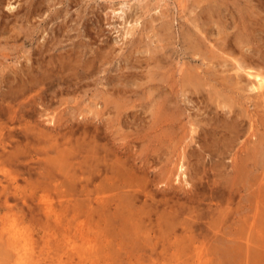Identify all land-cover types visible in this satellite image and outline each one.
Returning a JSON list of instances; mask_svg holds the SVG:
<instances>
[{"label":"rangeland","instance_id":"374dc122","mask_svg":"<svg viewBox=\"0 0 264 264\" xmlns=\"http://www.w3.org/2000/svg\"><path fill=\"white\" fill-rule=\"evenodd\" d=\"M7 1L8 0H0V62H1L0 76L2 73L3 75L7 74L10 67H14L18 65L20 66L21 64L19 63H23V61L25 62L24 65L26 64L31 65L33 61H36L39 64L40 63L44 64L45 62L50 61L52 63L51 65L63 66V67H58V70H62L61 76H63L64 78L67 79L70 78L72 80L74 78L75 81V78L77 80V78H79L78 75L81 77L83 76V73L85 74V77L82 78L81 81H79L80 83L83 81V83L81 84H84V86H82L80 83H77L78 85L76 84V86L75 84H72L71 87L70 86L65 87V85H63L61 86V88H57L56 90L57 93L55 92L56 94L54 93V91L47 92L48 104L46 105V107H48L47 109H49L50 113L55 111L57 112L55 113L57 114L56 116L57 123L55 125L56 127L55 130L48 127V125L50 124L51 126L53 125V123L46 122L48 116L46 115L41 116L40 115L41 112L40 111L38 112V110H41L43 108L41 106L42 104L40 103V99L38 98L39 97L38 94L39 92H41L42 89H39L38 93L35 90L32 92L30 91L26 92L28 93V96L26 93L21 95L23 99L20 96L17 99V101L15 100L8 101L9 102L7 103L9 105L8 108L11 107L10 109L11 112L12 110L18 109V102L27 104L29 103V100L31 101L30 102L31 104L28 105V108L27 106L24 108L26 115H24V117L21 119L16 118L11 120L8 117L10 115V112L9 113L7 112L9 109L6 108L7 106L6 103H4L5 105H3L1 109L3 111L4 110L6 111V115H7L6 118L4 116L5 111L2 114V111L0 110V114H2L0 116V119L6 122V124L10 123L8 125L4 123L5 126H8L7 128L5 127L7 131H4L5 130L4 129L1 135L3 138L8 140V144L6 151H4V153L6 154L3 156L4 162L2 164L4 166L0 163V175H1L0 178L2 177V179L6 183L7 181L3 177L4 174L3 171L10 172L14 175L19 170L22 173H24L26 177H28V180L23 179L22 176L18 177L19 178L18 184L20 186L19 188L22 191H25V193L27 194V200H26L27 204L26 203L22 204L23 200L18 198L19 200H21L19 201L16 199V197L15 198L12 197L8 203L0 201V264H20V262L16 263L15 261H13L7 253L8 251L11 250L9 248H12L10 244L6 243L8 242V237H9L8 233L15 234L20 239L17 242L19 247L23 245H26V249L28 248V246L31 247L28 248V251L31 253L32 256L35 255V258L37 257L39 258V261L33 264H80V262L82 261H79L78 254L75 253H81L83 250H85V248L92 249L91 247H93L94 245L96 247L100 244V243L98 244L96 240H92L91 238L94 234L93 231H95L96 229V227L94 226V222H92L93 221L91 217L92 205L90 200V198L92 197L90 196L92 195V191H93L92 189H94V184L91 180L92 170L90 167L94 157L92 155L93 151L91 150L94 149L95 143L97 145L96 149L98 147V149L102 148L107 151L106 152L104 150H101L102 152H100V150L97 149V152L99 153L97 155L99 156L104 155L103 157H106L105 154H107L108 155L107 158H110L108 160V162L110 163L116 159L114 155L115 150H119L123 148L122 151L126 152L127 153L126 155H129V157L126 155L121 156L124 159V161L128 162L127 167L130 165L131 162L135 163L137 166L143 165L145 160V163L153 164V166H156V169L159 171V173L162 176L167 173L169 168L177 164L176 162L179 158L178 154L181 148L179 146L183 145V143L186 144L190 139L189 137H186L190 128L189 120L191 118H194L195 116L200 117L203 111L205 110L204 108H206V111H208L210 114L212 113L211 116H215L216 113H220L221 116L223 115L225 118H230V116L233 114V109L242 110L241 111L242 113L243 111H245V108L248 107V110L250 109L249 110L250 114L252 116H255L254 119L258 118L259 121L261 122V118L259 117L264 118L263 106L259 107L258 105L254 104L253 100H250L251 98L245 99L244 92H242L241 90L239 91L238 89L233 88L232 86L229 85L230 82L228 79V73L233 74V71L229 70L231 72H228L227 70L224 69V67L221 64H217L222 58L213 56L211 52H206L205 45L210 46L208 40H205L203 42L204 44L201 43L198 44L200 45L199 46L200 50L198 51V53H197L198 49H196V45L195 44L193 45L194 42H191L193 34L198 32L197 31L198 29L196 27L197 25L199 26L203 25V27L206 25L205 26L206 30H210L208 35L210 39L213 41H215L217 37H218L217 40L219 41V37H221L222 33L233 34L239 32V30H242V26H248L250 30L253 31L254 29L257 30L256 33L258 34V42H255L256 45L253 43L245 45L246 47L245 49L246 50L249 49L248 52H250L251 47L255 45L259 50L264 51V40H263L264 37L263 36L262 38L260 37V34L264 35V32L262 31L258 32L259 28L257 27L259 26L258 24L263 22L264 20V12H261L258 9V6H256V0L255 1L254 0H249V1L248 0H193L194 2L198 3V6L197 3L191 4L192 0L191 2L189 0H186L188 3L185 2V0H141L143 4H141L139 8L138 10L139 12H137V16L139 18L137 16H134L138 18L137 21L132 20L131 17L128 18L129 17L128 13H125L126 11L132 13L130 11L131 10L130 8H127L124 13L122 9H119L117 17L116 16L114 17L113 14L107 13L109 9H106L105 6H107L108 4L107 1L110 0H9L10 2H12V6L10 7L7 6V3L9 2ZM111 1H113L114 4L116 5L117 3L115 2L126 1V0H111ZM129 2L132 3L135 2V0H131V1L129 0ZM190 6L194 7L193 8L194 10L190 8ZM190 10L192 12H189ZM221 10H223L224 12H222ZM227 10L228 11L230 10L229 11L230 13ZM120 11L123 13V15L122 13H120ZM143 12L144 14L142 15ZM210 13H212V15ZM227 13L228 15H226ZM231 13H232V17L236 18L235 20L237 22L231 17ZM245 15H249V16L245 17ZM214 16L216 17L217 20H215ZM127 18L128 20H132L131 22L133 24H131L130 22L126 24L128 22L126 20ZM154 18H156V20ZM208 21L211 23H209ZM135 22L136 23L138 22L137 25ZM236 23L237 25L239 24L241 26H238L237 28L236 27L237 25H235ZM222 24L224 25L222 26ZM231 25H233V27L235 26L234 28L236 30ZM215 27H217L218 29ZM220 27L223 29L222 31H220ZM248 46H250V48H248ZM204 52L205 54H203ZM197 54L199 55L197 56ZM204 56L206 57L205 59H203ZM211 56L213 57L211 58ZM27 57L30 59H28ZM147 58H149V60ZM164 59H166L165 60L166 62L164 61ZM17 60L18 61L20 60L19 63ZM72 60L73 62H71ZM11 61L14 63V65L13 63H11ZM15 61L18 65L15 63ZM212 61L214 62V66L212 65L213 63ZM2 64L4 65L2 66ZM30 65L29 67H31ZM64 65H69L71 69L66 70L64 68ZM156 67L157 69H155ZM193 67L195 69H193ZM4 69H6V71ZM55 71H57L56 67H55ZM193 71L194 73L200 72L199 74L201 76L203 75L202 81L204 82L202 83H205L204 86L199 87L198 85L192 83V80L190 81L187 80V78L185 77L186 74L187 75L193 74ZM70 75L73 77H70ZM140 79L141 81H139ZM164 81H166V83ZM207 83L211 85L209 86L207 85ZM114 87H116L117 89ZM78 88L80 89L77 90ZM110 90L114 91L112 92L113 94L110 92ZM59 91H61V93H58ZM34 92H36V94ZM106 93L111 95L107 96ZM59 94L62 95L58 96ZM147 94L150 96H148ZM116 96L118 98L114 99ZM188 97L191 100H188ZM103 98L104 100L106 99L104 103L106 104L107 107L106 106L104 108L102 107L100 110L97 108V107L100 108V104H99L98 106L96 105L95 108V104L98 101L103 103ZM212 98L214 99L213 102H212L213 100ZM33 99L36 101H34ZM111 99H114L113 100L114 106H111V103L113 102ZM120 103H123V105L122 104L120 105ZM224 103H227L231 108H229L228 105L224 106L223 105ZM150 104L151 106H149ZM109 106L110 108H108ZM206 106H208V108ZM31 107H33V109H31ZM114 107H115L114 109L115 112L116 109L118 111L119 109L120 111H122L124 108L123 111L126 112V114L124 113L122 114V112L117 111L118 113L116 112L117 115H115V112L112 110ZM202 108L203 110H201ZM36 109L38 110L36 111ZM103 109L106 110L108 109L110 113L108 110L107 112H105V110ZM148 109L150 112L148 111ZM159 109H161V111ZM143 110H145L147 113ZM102 112L104 113V115L103 114L101 115ZM142 112L144 113V115L142 114ZM105 113L107 114V116ZM241 113L237 115V119L240 121L243 119L241 123L242 125L244 124L243 125L244 127L245 125L247 127V122H249V117ZM130 114H132L131 115L132 117L130 116ZM136 114L138 115L137 117ZM169 114L170 116H168ZM98 116L100 117V119ZM127 116L130 119L131 118L133 119L134 116V118L136 117L138 121L136 120V118L133 119L134 121L132 119L130 120ZM140 116L143 117L144 121L148 119V120H152L153 122L147 120L148 122L146 121L145 123L143 120H141L142 117L140 118ZM123 117L125 118L127 117L128 121L123 122L122 121L124 119ZM9 120L12 122V124ZM24 120L25 122H23ZM80 120L81 121L83 120L82 121L83 123ZM7 121L9 122L7 123ZM37 122L38 124H35ZM121 122H123V124ZM133 122L134 124L136 122L139 124L136 123V125L134 126ZM157 122L160 124H158ZM87 123H89V125ZM218 123L220 124V122ZM92 124L93 126L94 125L96 126L90 128ZM100 124L102 125L104 124V125L101 128H99L101 126ZM20 125L23 127H21ZM36 125H39L40 128L41 127L44 128L43 130L45 131L43 132L48 134L44 133L43 135L42 128L39 129V127ZM72 125L75 127L73 128L76 130L73 131ZM14 126L15 128H13ZM80 127H82L81 129L85 127V129L82 130L84 133L80 132L81 130L78 129ZM96 127L97 129H95ZM64 128L67 131V133L63 131ZM25 129L28 131V133H26L27 131ZM90 129L92 130L95 129L96 131L99 130V134H97L94 130L91 134L92 130ZM176 129L179 131H177ZM13 130L15 134L12 132ZM22 130L23 132L26 131L24 133H26L27 135L29 134L30 136L29 135L28 136L30 138H27L28 136L26 135L24 137V133L21 132ZM40 130L42 133H39ZM57 131L59 132V134H57ZM87 131L88 133L91 134V137H89L90 134L85 133ZM182 131L184 132L185 135L182 134L183 133ZM60 132L61 134L65 132L66 135L68 134L70 136L67 138H65L66 136H64V138L63 136L60 137L61 136ZM179 133H180V137H179ZM39 134H42L44 137H46V139L48 136V139L44 141L45 138ZM94 134L98 135L96 136L99 140L95 138L96 136ZM84 135L87 138L84 137ZM99 135L101 138L99 137ZM56 137L57 138L60 137V138L56 140L57 139ZM243 138L244 136L242 137V139ZM91 139H94L95 143L91 141ZM252 139L254 140L255 137L253 136ZM137 140L140 142V144ZM224 140L225 143L223 142ZM224 140L223 139L219 140L218 142H216L217 144L213 142V144H215L212 146L214 151L216 149L218 151L219 147L223 146L222 148H224L225 147L224 145H226L227 143L229 144L231 143L230 139L229 140L224 139ZM97 141L99 145L97 144ZM91 143H94V145ZM235 143L236 142L234 143L232 142V145ZM102 144L103 145L106 144V147L105 145L102 146ZM250 144L252 145V143ZM250 144L248 143L246 144V146H248L247 148L250 147ZM91 146L94 147L91 148ZM261 146L264 147V143L261 144ZM133 147L134 149H132ZM205 149L207 151L208 148L205 147ZM36 150L39 151V154L35 152ZM262 150L259 151V156L262 159V161L260 160V158H258L260 163L259 168L257 170L258 174H260V172L264 170L263 167L264 148H262ZM0 151H2V149ZM16 151H18L17 156H19L18 158L19 160H17L16 158L9 160L8 155L10 154L13 155L14 153H17ZM133 151H136V154H134ZM111 152L112 154L110 155ZM215 154H218L217 156L215 155V158L217 157L216 159H218L219 156H221V154L219 153H215ZM196 156H198V158L201 159L200 160L201 162L199 161L198 163V169L200 170V172L195 177L196 184L187 185L185 182L178 183L177 178L175 179V176L171 175V182L174 184H179L181 186V188H178L179 191L181 192V196L179 197L175 196L171 198L170 196L168 197L166 196V198H168V200L170 201L169 203L167 202L168 200L165 201L161 200L160 193L158 194L159 196L156 195L157 198L155 196L152 198V195L150 196L145 195L146 192L149 194L150 193L156 194L157 191H155L154 188H156L157 186L154 185L155 186L154 187L150 185L148 181H145V175H143L142 172L141 173L139 172L138 175L139 183L138 186L135 187L136 188L135 191L131 187H125L122 190L114 189V191H111L113 194L112 197L113 196L116 197L115 194L117 192H120L121 195L126 196L127 194H131L130 192L137 191L136 193L137 194L139 193L138 195L140 199L139 198L138 199L140 201L137 200L136 201L137 205L135 206L141 209L143 208L151 209L150 210L152 212L151 218L153 222H156L158 217L160 219L162 217V220L159 221H161L162 224L163 223L164 224L162 225V228L158 230V232L163 236L162 239L166 240L165 242L167 243L166 244L167 247L162 248L163 240H161L157 250L159 251V253L156 252L155 258L162 256L163 259L161 258L158 261L156 259L155 264H251V263L253 264L254 257L252 253L256 252L257 254L259 253V256H261L262 258L264 257V235H263L264 233L262 232L263 227L261 224V219L264 217V199L263 201H260L261 191L258 192L257 184L253 185L252 189L250 188L249 190L246 189L244 190V188L240 189L241 186L237 182H235L234 184L229 183L227 180L230 178L228 179L223 178L222 176L224 175L220 177L219 175H216L214 173V172L219 173L220 171L218 168L216 169L211 168V161L209 163L210 158L205 157V152L202 153L196 152ZM134 157H136V161H133ZM126 158H128L129 161H127ZM230 161L231 159H228V162ZM253 161H254L253 159L249 160V162L251 163H253ZM156 162L158 164H156ZM224 162H225L224 165L229 164L226 158L224 159ZM171 163H174V165ZM108 165L109 164L106 163L104 164L103 162H99L100 175H101V168H103V166L108 167ZM122 165L123 166L126 165L125 162L122 163ZM27 167L31 169L29 168L27 169ZM221 168L226 170L225 166L223 165ZM228 170L229 168L226 171ZM44 171L46 172L52 171L53 173L52 175H54L52 177L53 178L56 177L58 178V180L56 182H53V178L47 179L45 177L46 172ZM97 174L99 175V172H97ZM102 175L104 176V173ZM233 175L234 173L232 174V176ZM100 177L101 176L97 177L96 183H102L103 180ZM35 181L39 183L41 182L42 185L46 184L45 181L49 183L47 184V187L42 186V188H44L42 189V188H37L38 185ZM27 182L29 183V185ZM240 182L242 183L241 180ZM55 183L58 184V188H54ZM85 183L87 186L85 185ZM217 183L222 185H219L218 187ZM107 184L110 185V183ZM229 185L235 188V193L233 194L232 197V203L226 202L228 201L226 199V195L228 193L227 191L229 190L227 188ZM140 187L142 191L140 190ZM146 187H148L149 189ZM183 188L186 189L187 191L184 192ZM43 190L49 192V199L46 201H51L53 207L55 208V213H53L50 218L45 217V209L43 208V206H45L46 204L43 203V201L39 200V196H40L39 193H43L44 192ZM33 192H35L36 194H33ZM197 192H199L200 195ZM65 193L67 195L64 196ZM192 193L193 195H191ZM29 194H31L32 197ZM68 194H70L71 196ZM212 195L213 196L215 195L213 199H211V197H213ZM82 198L84 200H82ZM249 198L251 199L248 200ZM223 199H225L226 201ZM62 201L65 203H63ZM152 201L154 204L152 203ZM206 202L208 203L206 204ZM199 203L201 208L199 206ZM229 205H231V208L233 210L239 209L240 212L242 211L241 212L242 214L250 217L249 222L251 221L252 226L253 225L254 226L253 228H248L249 224H247L248 226L246 232L244 233L243 236L244 238L237 237V240L239 242H242L243 244L247 242V238L249 237L251 243L250 245L251 249L249 248L236 249L230 252V254L228 255V253L227 254L223 253V250L220 247H218L220 249H218V251L215 252L214 245L215 244L217 245L220 242H225L231 239V236L228 234V232L232 230L235 231L238 229L239 225L236 224L240 222L239 219L240 214L236 215L235 213L233 214L231 212L227 214L228 216L225 215L226 216L225 219L222 221H220L221 220L220 219L219 221L221 223L219 222L218 226H216L215 229L214 227L210 226V223L214 218H217V215L219 216V211L225 210V208L228 207ZM108 208L111 211L109 216L113 218H118V217L121 218V216L124 215L118 212L116 214V217H114V214H112V212L116 210L115 204H113L111 207ZM199 209L201 210V212ZM154 211H156L157 214H155ZM175 218L178 220H176ZM145 219L146 221L144 224L149 225L150 220L148 219L147 216L145 217ZM235 219L236 220L238 219L237 222L235 221ZM183 222H185V224L188 225L193 224V228H194L193 232L195 234L196 233L201 234L199 236L200 240L204 239V242L196 243L198 245L197 248L199 249H198V254L195 255L193 260L190 258V256L191 255L193 256L195 252L191 250V246L189 244H191L192 242L190 237L194 236L195 234L192 235L193 233L190 231V229L192 228H188L189 230L184 229L183 227L185 226V224H183ZM217 235L219 236V238H217ZM86 237H89V241L86 240ZM209 237L211 239H209ZM257 241L259 242L257 243ZM109 244L110 245L108 246V248L106 249L104 247L105 250L103 251V256L108 255L109 259L104 261L103 258H101L100 263L98 262V264H109V263L110 264L111 263L146 264L145 263L146 259L144 258L142 259V262L141 260L138 262H133L126 259V257H123L124 259H121V257L119 256L120 252L118 250V247L114 244L113 241H111V243ZM40 247L41 248L44 247V249H40ZM48 250L50 254L49 256H46ZM146 250L147 249L140 250L139 253H137V255H143V257H145ZM241 254L243 255L241 256ZM31 255L30 254L28 255L29 259L30 258L33 259ZM197 255L200 256V259L197 257ZM118 259L121 260L118 261Z\"/></svg>","mask_w":264,"mask_h":264},{"label":"bare ground","instance_id":"6f19581e","mask_svg":"<svg viewBox=\"0 0 264 264\" xmlns=\"http://www.w3.org/2000/svg\"><path fill=\"white\" fill-rule=\"evenodd\" d=\"M9 1V0H8ZM7 1V2H8ZM131 1V0H130ZM191 2V0H189ZM249 1V0H248ZM255 1V0H254ZM108 4L106 7V9H109L107 13H110V14H113V16L117 17V14H118V10L119 9H122L123 13L126 11L127 8H130L131 12L132 13H129V11L125 12V13H128V18H132V20H135L137 21L138 20V16H137V12H139V8L141 6V4H143L141 2V0H135V2H132L130 3L129 0H126V1H120V2H115L117 3L116 5L114 4L113 1H107ZM185 2H187L185 0ZM229 2V1H228ZM232 2V1H231ZM251 2V1H250ZM188 3V2H187ZM197 3V2H194L192 0V3ZM204 3V2H203ZM227 3V2H226ZM239 3V2H238ZM246 3V2H245ZM249 3V2H248ZM247 3V4H248ZM186 4V3H185ZM205 4V3H204ZM7 6H12V2H8L7 3ZM147 6V5H146ZM145 6V7H146ZM187 6V5H186ZM192 6V5H191ZM190 8H194V7H191ZM196 6V5H195ZM197 6H198V3H197ZM209 6V5H208ZM244 6V5H242ZM256 6H258V9L261 11V12H264V0H256ZM185 7V6H183ZM207 8V7H206ZM214 8V7H213ZM145 9V8H144ZM215 9V8H214ZM189 10V9H188ZM187 10V12H188ZM194 10V9H193ZM142 11V9H141ZM144 11V10H143ZM160 11V10H159ZM162 11V10H161ZM207 11V10H206ZM205 11V12H206ZM209 11V10H208ZM222 12H224L223 10H221ZM228 11V10H227ZM230 11V10H229ZM228 11V12H229ZM163 12V11H162ZM167 12V11H166ZM189 12H192L191 10ZM204 12V11H202ZM215 12V11H214ZM120 13H122L120 11ZM122 13V15H123ZM141 13V12H140ZM161 13V12H160ZM164 13V12H163ZM230 13V12H229ZM236 13V12H235ZM144 14V12L142 13V15ZM204 14V13H203ZM207 14V13H206ZM212 15V13H210ZM121 15V16H122ZM163 15V14H162ZM205 15V14H204ZM228 15V13L226 14ZM238 15V14H237ZM252 15V14H251ZM134 16H137V17H134ZM140 16V15H139ZM201 16V15H200ZM220 16V15H219ZM246 16H249V15H245ZM134 17V18H133ZM185 17V16H184ZM196 17V16H195ZM199 17V16H198ZM212 17V16H211ZM215 17V16H214ZM213 17V18H214ZM228 17V16H227ZM230 17V16H229ZM231 17H232V13H231ZM230 17V18H231ZM128 18L126 19L127 23L128 24L129 22L131 24H133L131 21L132 20H128ZM221 18V17H220ZM224 18V17H223ZM226 18V16H225ZM234 20L236 18L232 17ZM231 18V19H232ZM156 20V18H154ZM188 19V18H187ZM199 19V18H198ZM207 19V18H206ZM263 19V18H262ZM215 20L216 17H215ZM233 20V21H234ZM257 20V19H256ZM154 21V20H153ZM152 21V22H153ZM194 21V20H193ZM200 21V20H199ZM211 21V20H210ZM236 21V20H235ZM259 21V20H258ZM190 22V21H189ZM209 22V21H208ZM215 22V21H213ZM212 22V23H213ZM237 22V21H236ZM254 22V21H253ZM256 22V21H255ZM260 22V21H259ZM264 22V20H263ZM261 22L259 23L257 26L259 28V31H262L264 32V23ZM124 23V24H125ZM136 23V22H135ZM134 23V24H135ZM138 23V22H137ZM136 23V25H137ZM188 23V22H187ZM204 23V22H203ZM211 23V22H209ZM217 23V22H216ZM221 23V22H220ZM190 24V23H189ZM197 24V23H196ZM206 24V23H205ZM214 24V23H213ZM226 24V23H225ZM228 24V23H227ZM230 24V23H229ZM243 24V23H242ZM257 24V23H256ZM210 25V24H209ZM215 25V24H214ZM224 24H222L223 26ZM237 25V23L235 24ZM250 25V23H249ZM130 26V25H129ZM190 26V25H189ZM206 26V25H205ZM205 26L203 27V25H197V31L196 33H192L193 34V37L191 39V42H194L193 45L195 44L196 45V49L197 50V53L198 51L200 50L198 44H204L203 42L205 40H208V43H210V46L209 45H205V50L206 52H211L213 56H217V57H220L222 58L219 63L217 64H221L225 70H227L228 72H231L229 70H232L233 71V74H230L228 73V79H229V85L232 86L233 88H236L238 89L239 91L241 90L242 92H244V97L245 99H250V100H253V103L258 105L259 107L260 106H263L264 108V51H261L259 50L255 45V42H258V34L256 33L257 30L254 29L253 30H250L248 28V26H242V30H239V32H236V33H233V34H229V33H225V34H221V37H219V41L216 40L213 41L210 39L208 33L210 30H206ZM211 26V25H210ZM209 26V27H210ZM213 26V25H212ZM217 26V25H216ZM233 27V25H231ZM238 26H241V25H237L236 27L238 28ZM253 26V25H252ZM165 27V26H164ZM235 27V26H234ZM233 27V28H234ZM212 28V27H211ZM217 28V27H215ZM228 28V27H227ZM240 28V27H239ZM257 28V29H258ZM193 29V28H192ZM214 29V28H213ZM218 29V28H217ZM230 29V28H229ZM235 29V28H234ZM252 29V28H251ZM223 29L220 27V31H222ZM236 30V29H235ZM215 31V30H214ZM225 31V30H224ZM223 31V32H224ZM233 31V30H232ZM165 32V31H164ZM185 32V31H184ZM228 32V31H226ZM218 33V32H217ZM212 34V33H211ZM245 34V35H244ZM187 36V35H186ZM262 36L264 37V35L260 34V37L262 38ZM264 40V39H263ZM260 42V41H259ZM255 44L251 47L250 49V52H248V50H246L245 48V45H248V44ZM248 48H250V46H248ZM196 51V50H195ZM66 52V51H65ZM167 54V53H166ZM205 54V52L203 53ZM196 55V54H195ZM199 54H197L198 56ZM48 56V55H47ZM154 56V55H153ZM161 56V55H160ZM163 56V55H162ZM165 56V55H164ZM201 56V55H200ZM211 56V58L213 57ZM156 57V56H155ZM154 57V58H155ZM167 57V56H166ZM28 58V57H27ZM164 58V57H163ZM192 58V57H191ZM206 57L204 56L203 59H205ZM30 59V58H28ZM65 59V58H64ZM63 59V60H64ZM149 60V58H147ZM153 59V58H152ZM202 59V58H201ZM216 59V58H215ZM219 59V58H217ZM60 60V59H59ZM69 60V59H67ZM154 60V59H153ZM166 59H164L165 61ZM200 60V59H199ZM10 61V59H9ZM18 61V60H17ZM20 61V60H19ZM18 61V63H19ZM161 61V60H160ZM3 62V61H2ZM8 62V61H7ZM22 62V61H21ZM73 62V60L71 61ZM84 62V61H83ZM166 62V61H165ZM213 62V61H212ZM1 63V62H0ZM11 63H13L11 61ZM16 63V61H15ZM70 63V62H69ZM190 63V61H189ZM197 63V62H196ZM199 63V62H198ZM17 64V63H16ZM21 64L20 66H14V67H10L9 70H8V73L7 74H4L2 73L1 71V76H0V101H1V108L0 110L2 109V106L5 105L4 103H6V108H8V104L9 103L8 101H17V99L25 94L26 92H32V91H37L38 93V90L39 89H42L41 92H39V99H40V103L42 104L41 106L43 107L41 110H38L36 109V111L38 110V112L40 111V115L41 116H48L47 119H46V122H50V123H53V125L51 126L48 125L49 128L55 130V125L57 123V113L56 111L55 112H52L50 113L49 109H47L48 107H46V105L48 104L47 103V99H48V95H47V92L48 91H51L54 93L56 92L57 88H61V86L65 85V87H71L72 84H76L77 83H80L79 81L82 80V78L85 77V74L83 73V76H79V78H75V81H74V78L73 80L70 79V78H64L63 76H61V71L62 70H58V67H63V66H59V65H51L52 63L50 61H47L45 62L44 64L43 63H37L36 61H33L30 64H25V62L23 61V63H19ZM71 64V63H70ZM4 64H2L3 66ZM14 65V63H13ZM29 65L31 67H29ZM73 65V64H72ZM142 65V64H141ZM212 65L214 66V62L212 63ZM11 66V65H10ZM28 66V67H27ZM205 66V65H204ZM5 67V66H4ZM3 67V68H4ZM55 67L57 69V71H55ZM73 67V66H72ZM125 67V66H124ZM172 67V66H171ZM212 67V66H211ZM217 67V65H216ZM1 68V66H0ZM64 68L67 70V69H71L69 65H64ZM151 68V66H150ZM179 68V67H178ZM190 68V67H189ZM203 68V67H202ZM157 69V67L155 68ZM183 69V68H182ZM193 69H195L193 67ZM216 69V68H215ZM218 69V68H217ZM2 70V69H1ZM6 71V69H4ZM3 70V71H4ZM161 70V69H160ZM204 70V69H203ZM90 71V70H89ZM162 71V70H161ZM183 71V70H182ZM192 71V69H191ZM197 71V70H196ZM151 72V71H150ZM160 72V71H159ZM186 72V71H185ZM224 72V71H223ZM67 73V72H66ZM180 73V72H179ZM200 73V72H199ZM199 73H194L193 71V74H189L187 75L186 74V78L188 81L192 80V83H194L195 85H198L199 87H202L205 85V83H202L204 81L203 80V75L201 76ZM207 73V72H206ZM209 73V71H208ZM217 73V72H216ZM215 73V74H216ZM219 73V72H218ZM162 74V73H161ZM213 74V73H212ZM230 74V75H229ZM177 75V74H176ZM180 75V74H179ZM55 76V77H53ZM183 76V74H182ZM214 76V75H213ZM227 76V75H226ZM70 77H73L70 75ZM76 77V75H75ZM150 77V76H149ZM180 77V76H178ZM223 77V76H222ZM87 79V78H86ZM165 79V78H164ZM206 79V78H205ZM131 80V79H130ZM135 80V79H134ZM220 80V79H219ZM73 81V82H72ZM86 81V80H85ZM138 81V80H137ZM141 81V79L139 80ZM181 81V79H180ZM148 82V81H147ZM166 83V81H164ZM206 82V81H205ZM83 83V81L81 82ZM80 83V84H81ZM109 84V83H108ZM181 84V83H180ZM186 84V83H185ZM190 84V83H189ZM78 85V84H77ZM82 86H84V84H81ZM113 85V84H112ZM151 85V84H150ZM174 85V84H173ZM207 85H209L207 83ZM211 85V84H210ZM209 85V86H210ZM184 86V85H183ZM189 86V85H188ZM224 86V85H223ZM222 87V86H221ZM77 88V87H75ZM83 88V87H81ZM106 88V87H105ZM104 88V89H105ZM116 88V87H114ZM121 88V87H120ZM123 88V87H122ZM80 88H78L77 90H79ZM117 89V88H116ZM129 89V88H128ZM191 89V88H190ZM208 89V88H207ZM67 90V88H66ZM73 90V89H72ZM109 90V89H108ZM113 90V89H111ZM110 92H114V91H111ZM127 90V89H126ZM163 90V89H162ZM193 90V89H192ZM191 90V91H192ZM213 90V89H212ZM237 90V92H238ZM69 91V90H68ZM67 91V92H68ZM124 91V90H122ZM133 91V90H132ZM185 91V90H184ZM194 91V90H193ZM198 91V90H197ZM211 91V90H210ZM214 91V90H213ZM228 91V90H227ZM109 92V91H108ZM107 92V93H108ZM164 92V91H163ZM166 92V91H165ZM195 92V91H194ZM202 92V91H201ZM36 94V92H34ZM32 93V94H34ZM57 93V92H56ZM55 93V94H56ZM58 93H61V91H59ZM79 93V92H78ZM106 93V94H107ZM119 93V92H118ZM182 93V92H181ZM184 93V92H183ZM217 93V92H216ZM247 93V94H246ZM27 96H28V93H26ZM31 94V93H30ZM29 94V95H30ZM51 94V93H50ZM113 94V93H112ZM150 94V93H149ZM62 94H59L58 96H60ZM111 95V94H110ZM109 94H107V96H110ZM119 95V94H118ZM144 95V94H143ZM148 95V94H147ZM191 95V94H190ZM197 95V94H196ZM210 95V93H209ZM214 95V94H213ZM242 95V94H241ZM150 96V95H148ZM199 96V95H198ZM22 97V96H21ZM31 97V96H30ZM54 97V96H53ZM56 97V96H55ZM207 97V95H206ZM225 97V96H224ZM243 97V96H242ZM243 97V98H244ZM51 98V96H50ZM110 98V97H109ZM118 98L117 96L114 98L116 99ZM125 98V96H124ZM158 98V97H156ZM160 98V97H159ZM23 99V97H22ZM36 99H37V96H36ZM53 99V98H52ZM99 99V98H98ZM114 99H111L112 101ZM120 99V98H119ZM123 99V98H122ZM155 99V98H153ZM213 99V98H212ZM227 99V98H226ZM25 100V99H24ZM29 100V98H28ZM34 100V99H33ZM51 100V99H50ZM62 100V99H60ZM59 100V101H60ZM106 100V99H105ZM104 98H103V103L98 101L96 104H95V108H96V105L98 106L100 104V108L97 107L98 109L101 110V108L105 107L106 104L104 103L105 102ZM165 100V99H164ZM188 100H191L189 99L188 97ZM240 100V99H239ZM238 100V101H239ZM36 101V100H34ZM52 101V100H51ZM97 101V99H96ZM154 101V100H152ZM207 101V100H206ZM211 101V100H210ZM214 101V99L212 100V102ZM241 101H242V98H241ZM31 101L29 100V103L27 104H24L22 102H18V109L16 110H12L11 112V107L8 108L9 110L7 111L8 113L10 112V115L8 116L11 120L12 119H16V118H23L25 114V111H24V108L27 106L28 108V105L31 104L30 103ZM38 102V101H37ZM118 102V100H117ZM121 102V100H120ZM173 102V100H172ZM246 102V101H245ZM248 102V101H247ZM34 103V102H33ZM65 103V102H64ZM114 101L111 103V106H114L113 105ZM124 103V101H123ZM123 103H120V105ZM171 103V101H170ZM168 103V104H170ZM221 103V101H220ZM110 104V103H109ZM117 104V103H115ZM149 104V103H148ZM154 104V103H153ZM159 104V102H158ZM156 104V105H158ZM166 104V103H164ZM177 104V103H176ZM187 104V103H186ZM209 104V102H208ZM253 104V105H254ZM39 105V104H38ZM224 106H227L228 104L227 103H224L223 104ZM15 106V105H14ZM33 106V105H32ZM119 106V104H118ZM117 106V107H118ZM147 106V105H146ZM151 106V104L149 105ZM160 106V105H159ZM167 106V105H166ZM169 106V105H168ZM229 106V105H228ZM30 107V106H29ZM34 107V106H33ZM33 107H31V109H33ZM52 107V106H50ZM107 107V106H106ZM123 107V106H122ZM121 107V108H122ZM175 107V106H174ZM178 107V106H177ZM197 107V106H196ZM208 108V106H206ZM256 107V106H255ZM254 107V108H255ZM5 108V107H3ZM26 108V109H27ZM63 108V107H62ZM94 108V109H95ZM110 108V106L108 107ZM120 108V106H119ZM118 108V109H119ZM159 108H162V107H159ZM165 108V107H164ZM163 108V109H164ZM229 108H231L229 106ZM237 108V107H236ZM14 109V108H13ZM96 109V110H98ZM115 107L112 109L114 111ZM143 109V108H142ZM182 109V108H181ZM200 109V108H199ZM205 110L203 111L202 115L200 117H194V118H191L189 120V123H190V128H189V132L188 134L186 135V137H189V141L179 147L180 148V152H179V158L177 160V164L174 165V163H171L173 164L174 166L169 168V170L167 171L166 174L162 175L159 173V171L156 169V166H153V164H149V163H145V160H144V163L143 165H140V166H137L135 163L131 162L130 165L127 167V164L128 162L124 161V159L121 157V156H124L126 155L127 153L122 151V149H119V150H115V157L116 159L113 161V162H108V160L110 158H107V154L106 157H103V156H99L97 154H99L97 152V149H96V143L94 141V139H91V141H93L95 143V147L94 146H91V148L94 147V149H90L91 151H93V161H92V164H91V170H92V182L94 184V189H92V196L90 198L91 200V210H92V222H94V226L96 227L95 231H93V236L91 237L92 240H96L97 243L99 244L98 246L95 247V245L93 247H91L92 249H89V248H85V250H83L81 253H75V254H78V257H79V261H82L80 262V264H98V262L100 263V260L101 258H103V260H107L109 259L108 255L107 256H103V251L105 250L104 247L107 249L108 246L110 245L109 243H111V241L114 242V244L118 247V250L120 252L119 256L121 257V259H124L123 257H126V259L130 260V261H133V262H138L141 260L142 262V259H146V264H155V260L157 259V261L159 259L162 258V256L160 257H157L155 258V254L156 252L159 253L158 250V245L160 244V241L163 240L162 239V235L158 232V230L160 228H162V222L159 221V220H162V217L161 219L158 217L156 222H153L152 218H151V214L152 212L150 211L151 209H141V208H138L136 207L135 205L136 204V201H140L139 199V193L137 194L136 192H130L131 194H127L126 196H123L120 194V192H117L115 194L116 197H112V192L111 191H114V189H117V190H122L124 189L125 187H131L134 191L136 190V186H138V175H139V172L143 173V175H145V181H148L150 185L154 186L156 185L157 187L154 188L155 191H157V193H145L146 196H150L152 195V198L156 195H158L160 193L161 195V200H168V198H166V196H170L171 197H179L181 196V192L179 191L178 188H181V186L179 184H174L171 182V175L175 176V179L177 178V181L178 183L180 182H185L187 185H191V184H196L195 182V177L199 174L200 170L198 169V163L199 161L201 160L200 158H198V156H196V152L198 153H202V152H205V157H208L210 158L209 160V163L211 161V168L212 169H216L218 168L219 169V173H216L214 172L216 175H219L220 177L222 175L223 178H230L228 179L227 181L229 183H235L237 182L238 184H240V189L241 188H244V190H249L250 188L252 189V186L253 185H256L257 184V187H258V192L261 191V199L260 201H263L264 199V170H262V172H260V174H258L257 170L259 168V160L258 158H260L259 156V151L262 150V147L261 144L264 143V118L263 117H259L261 118V122L259 121L258 118H255V116H252L250 114V109L248 110V107L245 108V111H243V115H247L249 117V122H247V127L245 125V127L242 125L241 121L243 120H238L237 119V115L241 113L242 110H239V109H233V114L230 116V118H225L223 115L221 116L220 113H216L215 116H211V114L206 111V108H204ZM211 109V108H210ZM23 110V111H22ZM105 110V112H107L106 109H103ZM122 110V109H121ZM124 110V108H123ZM119 111L116 109V112H122V114H126V112L124 111ZM146 110V108H145ZM143 110V111H145ZM161 111V109H159ZM166 110V109H165ZM173 110V109H171ZM203 110V108L201 109ZM259 110V109H258ZM2 111V114L3 110ZM28 111V110H27ZM30 111V109H29ZM52 111V110H51ZM109 111V110H108ZM142 111V110H141ZM149 111V109H148ZM152 111V110H151ZM156 111V110H155ZM191 111V110H190ZM199 111V110H198ZM217 111V110H216ZM115 112V111H114ZM113 112V113H114ZM115 112V115H117V113ZM134 112V111H133ZM146 112V111H145ZM150 112V111H149ZM164 112V111H163ZM168 112V111H167ZM166 112V113H167ZM213 112V111H211ZM29 113V112H28ZM110 113V111H109ZM130 113V111H129ZM132 113V112H131ZM135 113V112H134ZM147 113V112H146ZM153 113V112H151ZM241 113V114H242ZM0 114V116L2 115ZM5 115V118L7 117L6 115V111L4 113ZM32 114V113H31ZM36 114V113H35ZM95 114V113H94ZM99 114V113H98ZM104 115V113L102 112L101 115ZM106 114V113H105ZM138 114V113H137ZM136 114V117L138 116ZM142 114L144 115V113L142 112ZM158 114V112H157ZM255 114V113H254ZM128 115V114H127ZM132 114H130L131 116ZM161 115V113H160ZM159 115V116H160ZM166 115V114H165ZM197 115V114H196ZM29 116V115H27ZM107 116V114H106ZM125 116V115H124ZM147 116V114H146ZM149 116V115H148ZM167 116V115H166ZM170 116V114L168 115ZM173 116V114H172ZM177 116V115H175ZM199 116V115H198ZM35 117V116H34ZM99 117V116H98ZM105 117V116H104ZM128 117V116H127ZM127 117H123L124 119L122 120L123 122H127L128 119ZM132 117V116H131ZM135 117V118H136ZM142 116H140L141 118ZM145 117V116H144ZM33 118V117H32ZM37 118V117H36ZM62 118V117H61ZM106 118V117H105ZM129 118V117H128ZM134 116H133V119H135ZM139 118V119H140ZM147 118V117H146ZM152 118V117H151ZM169 118V117H168ZM27 119V118H25ZM97 119V118H96ZM100 119V117H99ZM98 119V120H99ZM104 119V118H102ZM116 119V117H115ZM130 119V118H129ZM132 119V118H131ZM130 119V120H131ZM132 119V120H133ZM166 119V118H164ZM6 120V119H5ZM18 120V119H17ZM38 120V119H37ZM42 120V119H41ZM64 120V119H63ZM69 120V119H67ZM89 120V119H88ZM109 120V119H108ZM107 120V121H108ZM137 120V118H136ZM141 120H143V117L141 118ZM140 120V121H141ZM148 119H146L147 121ZM161 120V119H160ZM179 120V119H178ZM10 121V120H9ZM7 121V123L9 122ZM40 121V120H39ZM81 121V120H80ZM83 121V120H82ZM81 121V122H82ZM91 121V119H90ZM100 121V120H99ZM106 121V120H105ZM134 121V120H133ZM138 121V120H137ZM139 121V122H140ZM144 121V120H143ZM142 121V122H143ZM146 121H144L146 123ZM148 121H152V120H148ZM147 121V122H148ZM168 121V120H167ZM166 121V122H167ZM245 121V120H244ZM11 122V121H10ZM25 122V120L23 121ZM62 122V121H61ZM65 122V121H64ZM78 122V121H77ZM89 122V121H87ZM103 122V120H102ZM123 122H121L123 124ZM131 122V121H130ZM153 122V121H152ZM155 122V121H154ZM220 122V124L218 123ZM6 122L2 121L0 119V150L2 149V151H0V163L2 164L4 161H3V156L6 154L4 153V151H6L7 149V144H8V140H6L5 138H3L1 135L3 133V130L4 131H7V127L8 126H5ZM20 123V122H19ZM34 123V122H33ZM31 123V124H33ZM66 123V122H65ZM83 123V122H82ZM129 123V122H128ZM137 123V122H136ZM136 123L134 124V126L136 125ZM158 123V122H157ZM10 124V123H8ZM6 124V125H8ZM12 124V122H11ZM25 124V123H23ZM27 124V123H26ZM35 124H38L35 123ZM34 124V126H35ZM75 124V123H74ZM89 125V123H87ZM105 124V123H104ZM103 124V125H104ZM108 124V123H107ZM139 124V123H137ZM144 124V123H142ZM151 124H154V123H151ZM160 124V123H158ZM81 125V124H79ZM86 125V123H85ZM101 126H97L99 128H101L103 125L100 124ZM148 125V123H147ZM167 125V124H166ZM21 126V125H20ZM25 126V125H24ZM40 128L39 125H36ZM59 126V125H58ZM63 126V125H62ZM67 126V125H66ZM84 126V125H83ZM96 125L93 126V124L91 125L90 128L92 127H95ZM156 126V125H155ZM6 127V128H5ZM23 127V126H21ZM26 127V126H25ZM65 127V126H64ZM74 126L72 125V129L73 131L76 130L73 128ZM79 127V126H78ZM97 127L95 129H97ZM142 127V126H141ZM145 127V126H144ZM154 127V125H153ZM162 127V126H160ZM159 127V128H160ZM15 128V126L13 127ZM58 128V127H57ZM69 128V127H68ZM67 128V129H68ZM82 127L78 128L80 129L81 131L80 132H83L82 130L85 129V127H83V129H81ZM88 128V127H87ZM98 128V129H99ZM107 128V127H105ZM126 128H129V127H126ZM140 128V127H139ZM143 128V127H142ZM175 128V127H174ZM181 128V127H180ZM183 128V127H182ZM22 129V128H21ZM38 129V131H39ZM44 128H42V132L45 131L43 130ZM60 129V128H59ZM93 129L97 134H99V130H95ZM166 129V128H165ZM26 130V129H25ZM63 130V129H62ZM61 130V131H62ZM70 130V129H69ZM92 130V129H90ZM93 130L91 131V134L93 132ZM177 130V129H176ZM10 131V130H9ZM8 131V132H9ZM16 131V130H15ZM27 131V130H26ZM24 131V132H26ZM66 133L67 131L64 130ZM62 131V132H63ZM71 131V130H70ZM72 131V132H73ZM86 131V130H85ZM155 131V130H154ZM168 131V130H167ZM170 131V130H169ZM179 131V130H177ZM184 131V130H183ZM182 131V132H183ZM7 132V133H8ZM14 133V130L12 131ZM23 132V130L21 131ZM23 132V133H24ZM41 130L39 133H42ZM48 132V131H47ZM64 133L61 134L60 137L63 136H66L65 138L69 137L70 135H66ZM77 132V131H76ZM79 132V130H78ZM94 132V133H95ZM103 132V131H102ZM185 132V131H184ZM184 132L182 133L183 135ZM187 132V131H186ZM6 133V132H5ZM18 133V132H17ZM28 133V131L26 132ZM26 133H24V137L25 135L28 136ZM31 133V132H29ZM36 133V132H35ZM45 132H43V135H44ZM75 133V132H74ZM84 133V132H83ZM87 134H90L87 132H85ZM152 133V132H151ZM165 133V131H164ZM170 133V132H169ZM11 134V133H10ZM15 134V133H14ZM22 134V133H21ZM37 134V133H36ZM45 134H48V133H45ZM55 134V133H54ZM57 134H59V132L57 131ZM65 134V135H64ZM91 134L89 137H91ZM97 134H94L95 136ZM133 134V133H132ZM150 134V133H149ZM172 134V133H171ZM175 134V133H173ZM13 135V134H12ZM17 135V134H16ZM39 135H42V134H39ZM42 135V137H44ZM86 135V134H85ZM84 135V137H86ZM152 135V134H151ZM182 135V136H183ZM30 136V135H29ZM27 137V138H30V137ZM46 136V135H45ZM58 136V135H57ZM98 136V135H97ZM97 136L95 138H97ZM161 136V135H160ZM244 136V138L242 139V137ZM255 137V139L253 140L252 137ZM37 137V135H36ZM58 137V138H60ZM94 137V136H92ZM100 137V135H99ZM136 137V136H135ZM143 137V136H141ZM179 137H180V133H179ZM44 141L48 139V136H47V139L46 137H44ZM57 138V137H56ZM58 138L56 140H58ZM87 138V137H86ZM101 138V137H100ZM162 138V137H161ZM160 138V139H161ZM185 138V137H184ZM39 139V138H38ZM98 139V138H97ZM96 139V140H97ZM146 139V138H145ZM224 140V139H230L231 140V143H227L226 145H224L225 147L222 148L223 146L219 147L221 149L218 148V151L217 149L214 151V149L212 148L213 145L217 144L216 142H218L219 140ZM86 140V139H85ZM99 140V139H98ZM136 140V139H135ZM147 140V139H146ZM150 140V139H149ZM238 140V141H237ZM37 141H40V140H37ZM50 141V140H48ZM138 141V140H137ZM143 141V140H142ZM155 141V140H154ZM42 142V141H41ZM57 142V141H56ZM139 142V141H138ZM145 142V141H144ZM213 142L215 144H213ZM225 143V140L223 141ZM228 142V141H227ZM232 142H236L235 144L232 145ZM94 143H91L94 145ZM136 143V142H135ZM222 143V141H221ZM250 144L252 143V145L250 144V147L247 148L248 146H246V144ZM52 144V143H51ZM97 144H98V141H97ZM133 144V143H132ZM140 144V142H139ZM182 144V143H181ZM212 144V145H211ZM82 145V144H81ZM99 145V144H98ZM105 147H106V144H104ZM102 144V146H104ZM219 145V144H218ZM223 145V144H222ZM14 146V145H13ZM101 146V147H102ZM113 146V145H112ZM144 146V144H143ZM100 147V148H101ZM109 147V146H108ZM146 147V146H145ZM205 147H207V151L205 149ZM262 147V148H261ZM67 148V147H66ZM217 148V146H216ZM261 148V149H260ZM27 149V148H25ZM35 149V148H34ZM106 149V148H105ZM134 149V147L132 148ZM9 150V149H8ZM42 150V149H40ZM100 150V152H102L101 150H104V149H98ZM174 150V149H173ZM106 151V150H104ZM139 151V150H138ZM145 151V150H144ZM156 151V149H155ZM263 151V150H262ZM17 153H14L13 155L10 154L8 155V159L11 160V159H14L16 158L17 160H19V156H17L18 154V151H16ZM36 153L39 154V151L36 150L35 151ZM107 152V151H106ZM105 152V153H106ZM134 154H136V151H133ZM245 152V153H243ZM8 153V152H7ZM130 153V152H129ZM139 153V152H138ZM195 153V154H194ZM215 153H219L221 154V156H219L218 159L215 158V155L217 156L218 154H215ZM33 154V153H32ZM101 154V153H100ZM112 154V152L110 153V155ZM131 154V153H130ZM141 154V152H140ZM139 154V155H140ZM194 154V155H193ZM262 154V153H261ZM132 155V154H131ZM130 155V156H131ZM264 155V154H263ZM129 157V155H126ZM136 156V155H135ZM201 156V155H200ZM110 157V156H109ZM143 157V156H142ZM203 157V156H202ZM201 157V158H202ZM228 157V158H227ZM25 158V157H24ZM123 161H122V159ZM149 158V157H148ZM154 158V157H153ZM227 159V162H228V159H231L230 162H228L229 164H225L224 165V159ZM257 158V159H256ZM64 159V158H63ZM130 159V158H129ZM142 159V158H141ZM147 159V157H146ZM155 159V158H154ZM161 159V158H160ZM254 160L253 163L249 162V160ZM127 161L128 158H126ZM175 160V161H176ZM260 160L262 161V159L260 158ZM66 161V160H64ZM70 161V159H69ZM81 161V160H80ZM133 161H136V157H134ZM151 161V160H150ZM161 161V160H159ZM171 161V160H170ZM264 161V160H263ZM7 162V161H6ZM99 162H103L104 164H109L108 167L106 166H103V168H101V175H100V169H99ZM126 165H122V163H124ZM201 162V161H200ZM9 163V162H8ZM7 163V164H8ZM28 163V162H27ZM52 163V162H50ZM73 163V162H72ZM81 163V162H80ZM166 163V162H165ZM89 164V163H87ZM149 164V165H147ZM156 164H158L156 162ZM3 165V164H2ZM225 166L226 170L229 168L228 171L222 169L221 167ZM4 166V165H3ZM6 166V165H5ZM27 166V164H26ZM43 166V165H41ZM49 166V165H48ZM75 166V164H74ZM77 166V165H76ZM159 166V165H158ZM19 167V166H17ZM25 167V166H24ZM39 167V166H38ZM105 167V168H104ZM264 167V166H263ZM26 168V167H25ZM29 167H27L28 169ZM40 168V167H39ZM38 168V169H39ZM42 168H45V167H42ZM77 168V167H76ZM26 169V170H27ZM31 169V168H29ZM37 169V170H38ZM47 169V168H46ZM82 169V168H81ZM80 169V170H81ZM168 169V168H166ZM51 170V169H50ZM53 170V168H52ZM28 171V170H27ZM43 171V170H42ZM88 171V170H87ZM4 174H3V177L6 179V183L4 182V180L2 179V177L0 178V201L2 202H5V203H8L11 198H15L17 200H19L18 198H20L21 200H23L22 204L26 203V200H27V194L25 193V191H22L19 187V184H18V180H19V176H22L23 179L25 180H28V177H26L24 175V173H22L20 170L16 173V174H12L10 172H5L3 171ZM16 172V171H15ZM46 172V171H44ZM55 172V171H54ZM68 172V171H67ZM70 172V171H69ZM80 172V171H79ZM86 172V171H84ZM97 172H99V175L97 174ZM31 173V172H30ZM82 173V172H81ZM89 173V172H88ZM104 173V176L102 175ZM234 173V175L232 176V174ZM52 171H48L46 172L45 174V177L47 179H51L53 178L52 176ZM68 174V173H67ZM74 174V173H73ZM79 174V173H78ZM31 175V174H30ZM59 175V174H57ZM75 175V174H74ZM88 175V174H87ZM214 175V174H213ZM1 176V175H0ZM38 176V175H37ZM71 176V175H70ZM81 176V175H80ZM101 176L100 178H102V183H96V179L97 177ZM33 177V176H32ZM44 177V176H43ZM63 177V176H62ZM161 177V178H160ZM218 177V176H217ZM31 178V177H30ZM42 178V177H41ZM44 178V179H46ZM65 178V177H64ZM75 178V177H74ZM39 179V178H38ZM66 179V178H65ZM86 179V178H85ZM174 179V178H173ZM174 179V180H175ZM239 179V180H238ZM32 180V179H31ZM34 180V179H33ZM58 180V178H53V182H56ZM71 180V179H70ZM76 180V179H75ZM83 180V179H82ZM87 180V179H86ZM141 180V179H140ZM143 180V179H142ZM200 180V179H198ZM219 180V179H218ZM240 180L242 181V183L240 182ZM51 181V180H50ZM64 181V180H63ZM81 181V180H79ZM215 181V180H214ZM232 181V182H231ZM30 182V181H29ZM32 182V181H31ZM36 182V181H35ZM52 182V181H51ZM74 182V181H73ZM216 182V181H215ZM222 182V180H221ZM28 183V182H27ZM37 183V188H42L43 187H47V184L49 182L45 181L46 184L42 185L41 182H36ZM58 183V182H57ZM55 183L54 184V188H58V184ZM107 183H110L107 184ZM162 183V184H161ZM77 184V183H76ZM83 184V183H82ZM159 184V185H158ZM203 184V183H202ZM213 184V183H212ZM215 184V183H214ZM218 184V183H217ZM29 185V183H28ZM86 185V183H85ZM148 185V184H147ZM219 185H222V184H218V187ZM60 186V185H59ZM65 186V185H64ZM79 186V185H78ZM83 186V185H82ZM87 186V185H86ZM146 186V185H145ZM92 187V186H91ZM150 187V186H149ZM155 187V186H154ZM227 187V186H226ZM256 187V186H254ZM253 187V188H254ZM23 188V187H22ZM34 188V187H33ZM76 188V187H75ZM83 188V187H82ZM93 188V187H92ZM148 188V187H146ZM229 190L227 191V195H226V199L228 201V203H232V197H233V194L235 193V188L232 187V186H228L227 187ZM32 189V188H31ZM44 189V188H42ZM68 189V188H67ZM130 189V188H129ZM149 189V188H148ZM29 190V189H28ZM47 190V189H46ZM128 190V189H127ZM140 190L142 191L141 187H140ZM44 191V190H43ZM51 191V190H50ZM56 191V190H55ZM63 191V190H62ZM147 191V190H146ZM183 191H187L186 189L183 188ZM224 191V190H223ZM222 191V192H223ZM65 192V191H64ZM69 192V191H68ZM74 192V191H73ZM256 192V191H255ZM32 193V191H31ZM39 193V192H38ZM54 193V192H53ZM79 193V192H78ZM189 193V192H188ZM199 194V192H197ZM201 193V192H200ZM250 193V192H249ZM33 194H36L35 192H33ZM40 196H39V200L43 201V203H45L46 205L43 206V208L45 209V217L47 218H50L51 215L53 213H55V208L53 207L52 205V202L51 201H46L49 199V192H46L44 191L43 193H39ZM51 194V193H50ZM55 194V193H54ZM143 194V192H142ZM203 194V193H202ZM31 196V194H29ZM56 195V194H55ZM67 195L66 193L64 194V196ZM70 195V194H68ZM79 195V194H77ZM193 195V193L191 194ZM196 195V193H195ZM200 195V194H199ZM249 195V194H248ZM35 196V195H34ZM63 196V197H64ZM71 196V195H70ZM142 196V195H141ZM159 196V195H158ZM202 196V195H201ZM204 196V195H203ZM213 196V195H212ZM215 196V195H214ZM211 197V199L214 198ZM32 197V196H31ZM89 197V195H88ZM187 197V196H186ZM195 197V196H194ZM52 198V197H51ZM50 198V200H51ZM62 198V197H61ZM139 198V199H138ZM149 198V197H148ZM157 198V197H156ZM155 198V199H156ZM169 198V199H170ZM184 198V197H183ZM192 198V197H191ZM197 198V197H196ZM259 198V197H258ZM88 199V198H87ZM204 199V198H203ZM251 198H249L248 200H250ZM19 200V201H21ZM38 200V199H36ZM64 200V198H63ZM67 200V199H66ZM82 200H84L82 198ZM160 200V201H161ZM197 200V199H196ZM208 200V199H207ZM176 201V200H175ZM190 201V199H189ZM193 201V200H192ZM198 201V200H197ZM215 201V200H214ZM63 202V201H62ZM90 202V201H89ZM168 203L170 202L169 200L167 201ZM41 203V202H40ZM65 203V202H63ZM141 203V202H140ZM151 203V202H150ZM153 203V201H152ZM160 203V202H159ZM178 203V202H177ZM186 203V202H185ZM193 203V202H192ZM195 203V202H194ZM208 202H206L207 204ZM211 203V202H210ZM216 203V202H215ZM239 203V202H238ZM42 204V203H41ZM67 204V203H66ZM113 204H115V208L116 210L112 212V214H114V217H116V214L119 212V213H122L124 214L123 216H121V218H113L111 216H109L110 214V209L108 207H111ZM139 204V203H138ZM154 204V203H153ZM157 204V203H156ZM164 204V203H162ZM73 205V204H72ZM148 205V204H147ZM159 205V204H158ZM166 205V204H165ZM169 205V204H168ZM172 205V204H171ZM170 205V206H171ZM197 205V204H196ZM89 206V205H88ZM188 206V205H187ZM199 206H200V203H199ZM206 206V205H205ZM210 206V205H208ZM218 206V205H217ZM144 207V206H143ZM182 207V206H181ZM198 207V206H197ZM224 207V206H222ZM41 208V206H40ZM174 208V207H173ZM201 208V206H200ZM206 208V207H205ZM208 208V207H207ZM175 209V208H174ZM187 209V208H186ZM197 209V208H196ZM217 209V208H216ZM261 209V208H260ZM155 210V209H154ZM200 210V209H199ZM203 210V209H202ZM209 210V209H208ZM41 211V209H40ZM180 211V210H179ZM178 211V212H179ZM196 211V210H195ZM155 214L156 211H154ZM174 212V211H173ZM201 212V210H200ZM213 212V211H212ZM235 213L236 215L240 214L239 216V219H240V222L237 223L236 225H239L238 226V229L235 230V231H229L228 234L231 236V239H229L228 241H225V242H220L218 243L217 245L213 244L214 245V251L217 252L218 249H222L223 250V253L227 254L228 255L230 254V252L236 250V249H251L250 245V239L249 237L247 238V242L245 244H243L242 242H239L237 240V237L239 238H244V233L246 232L247 230V224H249V227L248 228H253L252 224H251V221L249 222V219L250 217H248L247 215H244L240 212L239 209H235L233 210L231 208V205H229L228 207L225 208V210H221L219 211V216L217 215V218H214L212 220V222L210 223V226L211 227H215L218 226L219 222L224 220L225 219V215L229 214V213ZM186 213V212H185ZM199 213V212H198ZM211 213V212H210ZM254 213V212H253ZM262 213V212H261ZM43 214V213H42ZM145 214V215H144ZM193 214V213H192ZM260 214V213H259ZM162 215V214H160ZM201 215V214H200ZM255 215V214H254ZM263 215V214H262ZM148 217V219L150 220L149 222V225H146L144 224L146 219L145 217ZM183 216V215H182ZM189 216V215H188ZM210 216V215H209ZM228 216V215H227ZM232 216V215H231ZM157 217V216H156ZM175 217V216H174ZM180 217V216H178ZM177 217V218H178ZM253 217V216H252ZM167 218V217H165ZM186 218V217H185ZM191 218V217H190ZM204 218H207V217H204ZM210 218V217H209ZM231 218V217H230ZM176 219V218H175ZM195 219V217H194ZM202 219V218H200ZM221 219V220H220ZM178 220V219H176ZM220 220V221H219ZM234 220V219H232ZM238 220V219H237ZM237 220L235 219V221L237 222ZM255 220V219H254ZM189 222V221H188ZM194 222V221H193ZM229 222V221H228ZM257 222V221H256ZM155 223V224H154ZM197 223V222H196ZM199 223V222H198ZM209 223V222H208ZM221 223V222H220ZM183 224H185V222H183ZM205 224V223H203ZM225 224V223H224ZM234 224V223H233ZM261 224H262V227H263V233H264V217L261 219ZM198 225V224H197ZM251 225V226H250ZM166 226V225H165ZM184 226V225H183ZM201 226V225H199ZM221 226V225H220ZM168 227V226H167ZM196 227V226H195ZM208 227V226H207ZM184 229H188V228H192L190 229V231L193 233L192 235H194L195 233L193 232V224H185V226L183 227ZM223 228V227H222ZM225 228V227H224ZM234 228V227H233ZM179 230V229H178ZM176 230V231H178ZM189 230V229H188ZM9 231V230H8ZM196 231V230H194ZM211 231V230H210ZM216 231V230H215ZM10 232V231H9ZM166 232V231H165ZM183 232V231H182ZM213 232V231H212ZM256 232V231H255ZM261 232V231H260ZM171 233V232H170ZM258 233V231H257ZM83 234V233H82ZM209 234V233H208ZM215 234V233H214ZM252 234V233H251ZM9 237H8V242H6L7 244H10L12 246V248H9L11 249L10 251H8V255L10 256V258L15 261L16 263L17 262H20L23 263V264H26V263H29V264H33V263H37L39 261V258H35V255L32 256L31 253L28 251V248H31L30 246H28V248L26 249V245H23V246H18L17 242L20 240L15 234H9ZM173 235V234H172ZM201 234L200 233H196L194 236H191L190 239L192 240L191 244H189L191 246V250H193L195 253L194 255L190 256V258L193 260V258L195 257L196 254H198V245L196 243H202L204 242V239H199ZM264 235V234H263ZM90 236V235H89ZM227 236V235H225ZM207 238V237H206ZM217 238H219V236L217 235ZM185 239V238H184ZM209 239H211L209 237ZM224 239V238H223ZM86 240L89 241V237H86ZM218 240V239H217ZM87 241V242H88ZM166 240H163V243H162V248L164 247H167V243L165 242ZM220 241V240H219ZM246 241V240H245ZM259 241H257L258 243ZM188 244V243H187ZM42 245V244H41ZM201 245V244H200ZM262 246V244H261ZM220 247V248H218ZM25 249V250H23ZM40 249H44L40 247ZM144 250V249H147L145 251V257H143V255H137V253H139L140 250ZM260 249V248H259ZM98 251V252H97ZM40 252H43V251H40ZM243 252V251H242ZM250 252V251H249ZM31 255L33 257L32 258H28V255ZM49 250L46 254V256H49ZM240 254V253H239ZM253 254V257H254V261H253V264H264V257L262 258L261 256H259V253L257 254L256 252L252 253ZM162 255V253H161ZM221 255V254H220ZM243 254H241L242 256ZM45 256V257H46ZM51 257V255H50ZM197 257L200 259V256L197 255ZM167 258V257H166ZM189 258V259H190ZM236 258V257H235ZM252 258V257H251ZM121 259H118L121 260ZM163 259V258H162ZM9 261V260H8ZM251 263V262H250ZM110 264V263H109ZM111 264H114V263H111ZM252 264V263H251Z\"/></svg>","mask_w":264,"mask_h":264}]
</instances>
